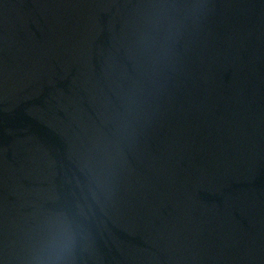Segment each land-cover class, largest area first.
<instances>
[{"label":"water","instance_id":"1","mask_svg":"<svg viewBox=\"0 0 264 264\" xmlns=\"http://www.w3.org/2000/svg\"><path fill=\"white\" fill-rule=\"evenodd\" d=\"M57 209L74 264H264V0H0V264Z\"/></svg>","mask_w":264,"mask_h":264},{"label":"clouds","instance_id":"2","mask_svg":"<svg viewBox=\"0 0 264 264\" xmlns=\"http://www.w3.org/2000/svg\"><path fill=\"white\" fill-rule=\"evenodd\" d=\"M170 19V6L160 5L150 14L149 24L153 28H158ZM153 43L151 31L141 35L140 44L145 50L150 49ZM160 46L163 48L164 38H161ZM108 163L104 155L94 162L98 182H103ZM81 240V225L75 215L63 209L50 211L39 218L28 236L25 264H74Z\"/></svg>","mask_w":264,"mask_h":264}]
</instances>
